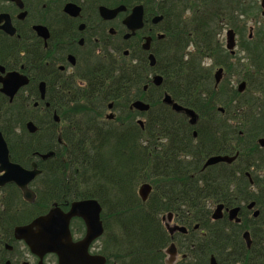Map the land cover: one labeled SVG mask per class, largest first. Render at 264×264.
<instances>
[{"label": "flooded vegetation", "instance_id": "flooded-vegetation-1", "mask_svg": "<svg viewBox=\"0 0 264 264\" xmlns=\"http://www.w3.org/2000/svg\"><path fill=\"white\" fill-rule=\"evenodd\" d=\"M218 1L223 21L240 24L261 20L264 24L261 0L260 14L251 17L244 11L248 0ZM203 2L209 0H0V132L4 136L1 126L8 109H13L15 116L22 112V107L43 110L46 129L52 125L60 127L61 132L68 129L67 117L72 116L65 110L66 103L87 86L92 72L120 68L125 62L121 61L128 57H131L129 65L137 66L141 62L146 70L155 68L158 58L162 61L177 43L179 27L195 20ZM129 17L134 21L132 25L140 23L134 30L125 22ZM253 36L249 31L246 42L251 46L257 36L255 51L248 46L244 51L248 54L252 50L253 65L260 71L264 34ZM146 40L148 49L142 47ZM229 53L234 55L235 51ZM150 54L155 58L152 66ZM155 74L159 73L151 74L150 84H145L143 91L153 86L161 95L160 104L151 108L142 98L149 104L146 111L133 110L131 102L128 107L131 112L140 113L135 122L144 133L145 145L155 139L150 132L157 136L153 148L156 154L147 152L148 157L156 158L159 167L164 171L171 169L174 174L172 180L161 183L160 207L132 208L130 198L117 202L118 195L101 192L98 183L93 192L59 193V198L51 201L46 210L36 213L32 205L36 204L37 193L31 183L43 170L34 156L28 166L22 165L30 168L35 162L41 172L29 183L35 195L33 202L22 198L20 191L3 190L6 185L15 187L12 182L0 186V264H210L212 258L216 264H264V80L258 75L255 99L241 102L245 111L227 113L223 105H216L215 110L212 105L198 110L195 100L174 98L168 89L177 91L169 85L165 87L164 79L160 85L153 84ZM24 77L27 82L10 98L3 90L4 83L10 88ZM41 84L44 96H41ZM165 94L170 96L171 103L163 101ZM173 103L193 110L195 121L191 122L183 109L175 110ZM114 107L112 103L108 109L107 103L109 111ZM138 120L142 121L141 125ZM28 121L39 128L33 119H26L20 124L24 129L21 142L37 131H28ZM57 143H61L59 137ZM213 157L223 160L205 166ZM95 180L99 181L100 177L96 176ZM166 185L174 190H168ZM204 187H207L204 194L196 192ZM213 188L215 192L220 190L219 200L209 198ZM136 195L137 203L147 201ZM196 195H205V202L202 199L196 202ZM80 200H95L100 208L102 231L86 247L82 242L88 227L77 214L68 218L67 239L59 240V235L48 232L54 244L62 245L61 256L55 251L36 253L24 238L17 236V227L27 226L53 208L60 211L55 213L56 220L63 219L60 216ZM197 203L202 206L197 207ZM218 205H221L220 217L213 218ZM235 208L234 214L231 213ZM140 211L158 212L156 221L164 241L156 251H150L148 244L140 251L137 246H131L132 240L125 239L122 223L131 222L133 213ZM29 230L37 232L35 226Z\"/></svg>", "mask_w": 264, "mask_h": 264}, {"label": "trees", "instance_id": "trees-1", "mask_svg": "<svg viewBox=\"0 0 264 264\" xmlns=\"http://www.w3.org/2000/svg\"><path fill=\"white\" fill-rule=\"evenodd\" d=\"M221 10L220 1L203 2V5L197 9L195 20L179 27L177 42L181 43L182 47L187 44H193L195 47L193 53H190L191 56H188L189 60L184 61L182 59L184 55L178 50L179 46H173L170 53L168 52L169 56L165 55L161 58L162 61H160V57L158 58L156 69L148 68L153 73L161 74L164 84L167 85L171 82V88L177 93L171 92L170 89L168 91L174 98H185L187 102L195 100L198 110L207 105H212L214 110V105L217 103L215 101L217 98L214 95L216 96L219 85L213 86L211 72L201 66V59L214 56L220 50L218 32L222 29L223 24ZM222 66H224L225 74H228L229 64H222ZM90 80L86 87L77 91V97L66 103L65 110L68 115L73 117H67L69 122L67 130L61 132L58 130L60 127L55 128L52 125V128L47 129L49 138L40 142L37 135L42 129L38 125V131L28 135L29 137L19 145L20 148L18 145L14 147L13 137H10V133L4 132L10 159L21 165L28 166L29 161L35 159L34 156L39 153L53 151L52 156L38 159L43 173L39 176L42 179L40 187L35 186L37 200L36 204L32 205L35 212L46 210L51 201L59 198L57 195L59 193L72 191L85 194L93 192L94 185L96 186L98 183L101 192L110 191L113 186L117 191L134 194L135 186L139 182H148L152 186V190L147 201L135 203L139 199L132 196V208L158 209L160 207L158 192L161 191V183L164 180L166 182L172 180L174 177L171 169L164 171L158 166L156 158H149L144 147L138 146L135 138L140 137V132L137 134L134 131L139 128L133 123L134 117L129 114L123 117L125 118L123 125L125 128L120 132L114 130L112 133V130H104V126L100 123L102 107L107 101L112 102L115 106L118 103H123L122 107H125L133 99L143 98L150 103L151 108L158 102V99L154 102L152 98L146 96L148 91H143V86L149 83L144 64L140 62L136 66L123 63L120 68L115 70L92 72ZM225 91L234 96L239 95L231 86H227ZM202 97L209 99H202ZM232 102L236 101H228L226 104L231 105ZM204 110L207 109L204 108ZM234 110L236 108L233 109V112H236ZM78 116L81 118L85 116V133L70 124L72 119ZM154 128L157 126L154 125ZM150 134L155 137V133L150 132ZM58 137L61 139V143H57ZM155 154V152L151 153V155ZM115 155L119 159L118 163L122 165L115 164V168H111L108 161L112 160ZM77 169L80 170L81 176L80 173L76 174ZM60 171L62 176L58 175ZM96 176L100 177L99 181L95 180ZM166 187L168 190H174V187L171 188L167 185ZM14 188V191H19L16 187ZM206 191L207 187L196 190L199 194H204ZM213 191L209 198L219 200L221 198L220 190L215 192V188H213ZM195 198L196 202L201 199L203 202L206 200L205 195H196ZM196 206L201 207L202 205L197 203ZM132 216L131 222L122 223L125 239L133 241L131 246H137L140 251L143 250L145 244H148L150 251L161 248L164 237L162 238L163 232L156 221L158 212L140 211L133 213Z\"/></svg>", "mask_w": 264, "mask_h": 264}, {"label": "rangeland", "instance_id": "rangeland-1", "mask_svg": "<svg viewBox=\"0 0 264 264\" xmlns=\"http://www.w3.org/2000/svg\"><path fill=\"white\" fill-rule=\"evenodd\" d=\"M259 0H248L245 7H244V11L245 13L248 12L246 14V16L251 17V16H255L256 14H260V7H259ZM253 3V4H251ZM263 21H259V22H244V23H233L231 21L228 20H224L223 24H222V29L220 30V32H218V39H219V45H220V50L218 52H216V54L214 56H207V57H203L201 59V66L205 69H209L211 72V80H212V84H213V73L216 70L217 67L222 66V64H229V73L225 74L224 72V76L222 78V81L219 83V86L216 90V96L214 95V97H216L217 99H215V101L217 102L214 106L216 105H223L225 107V111L227 113H232L233 109L236 108V110L234 111H238L237 109H239V107H241L243 110L239 109L240 111H245V108H243V104H241V102L243 101H252L255 99V95L257 94V92L255 93V80L258 77V75H261L260 78L264 80V57L259 58L261 59V62L259 64V67H261L262 69L260 71H257V68L255 70V66L253 65V59H252V54L251 51H255L254 49V44L257 41L256 40V35L259 33H263L264 34V24L262 23ZM251 27V30H250ZM227 28H233L236 32V40H237V44L234 47V51L235 54L234 55H230L228 49L225 48V30ZM249 31L253 32V35L256 36L255 42L254 43H250L251 46L248 45V43L246 42L247 40V34ZM253 36V37H254ZM254 41V40H253ZM247 44V45H246ZM175 47L177 46H181V43L177 42L175 45ZM250 49V47H252V50L248 53L245 54L246 52L244 51V48L247 47ZM178 50L179 52H182V54L184 56H182V59L184 61L189 60L188 56H191L190 53H193V49H195V47L193 46V44H187L184 45V47H180ZM170 53V52H169ZM169 56V54H168ZM165 57V56H164ZM130 58L128 57L126 60H122L121 62L124 63H130ZM244 59V60H243ZM129 60V62H128ZM222 63V64H221ZM123 65V64H122ZM224 68V66H222ZM147 76L150 79L151 74L153 73V71L151 69L146 70ZM244 80L246 81V88L241 91L238 92L237 91V84L241 81ZM172 86L171 82H169L165 87L167 86ZM227 86H231L235 91H237L239 93L238 96H234L232 94H228L225 90L227 88ZM147 97L148 98H152L153 101L158 99V102L155 103V105L160 104V97L161 95H159L156 91V89H154V87L150 86L149 90H147ZM156 91V92H155ZM96 101V99H95ZM228 101H236V102H232L231 105L226 104ZM240 101V103L238 102ZM155 102V101H154ZM107 103L108 106L109 104L112 105L111 102L107 101L106 104H104V107H102V112L100 114V123L101 125L104 126V130H112V133H114V130H116L117 132L123 131L125 127H123L124 123H125V115L129 114V116L134 117L133 118V123L136 124L135 119L139 118L137 117L140 113H138L137 111H130L128 105H125V107H122L123 103H118L117 106L114 107V109L112 110V112L115 114L114 119L109 120L107 118H105V115L109 112V110L107 109ZM13 106L16 107V105L14 104ZM18 106V105H17ZM215 110V109H214ZM21 113L19 112V115H15L13 116V109H8V113L5 116L3 122H2V130L3 133H10V137H13L14 139V147H19V145L22 144L21 139H20V134L23 133L24 134V129L21 128L20 124L22 125L23 122L30 118L33 119L35 121V123H37V125H40L42 131L39 132V134L37 135V138L40 142L45 141L46 139L49 138L48 134H47V125L44 126V122H45V115L43 113V110L37 108V109H24V107H22L21 109ZM24 112H27V114H23ZM42 111V113H41ZM256 111V109H255ZM18 117V118H16ZM84 118L85 116H83V118H81V116L75 117L74 119H72L71 121V126H74L76 128H79V130L81 132L85 133V128H84ZM122 119V120H121ZM76 120V121H75ZM128 122V121H127ZM46 124V122H45ZM137 125V124H136ZM15 126H17L15 128ZM138 126V125H137ZM136 126V127H137ZM139 127V126H138ZM67 130V129H66ZM134 131L139 134L140 132V137H136L135 140L138 143V146H142L144 147L146 152H151L154 151L156 152V150H153L154 146L156 145V143L154 142L155 139L157 138V136H155V139L152 141H150V143L148 145H145V143L143 142V137H144V133H141L142 131H140V127L138 129H134ZM141 141V142H140ZM18 142V143H17ZM20 148V147H19ZM18 149V148H17ZM149 154H147L148 156ZM118 160L116 155L114 156V158L109 162V166H111V168H115V164L121 166V163H118ZM78 170V169H77ZM48 173H49V169H48ZM55 173V172H54ZM67 173V172H66ZM81 176V172L80 170L77 171V175ZM61 175V171L58 173V175ZM230 174V173H229ZM68 176H70L71 174H67ZM62 178V177H61ZM42 183V179L40 177H38L34 182L31 183V186H36V187H40ZM140 185V182L135 186V192L134 194H132V196H136L137 197V188ZM7 186V185H6ZM3 189L5 191H14V187H6ZM14 188V189H13ZM111 192H115L118 196H117V202H124L125 199H129L131 200L132 204H133V198L132 196L130 197L129 192H123V191H117V189L115 187L112 186V189L110 190ZM138 201L136 200L135 203H137ZM120 206H124V203H121ZM118 207H119V203H118ZM132 207V205H131ZM213 208V207H212Z\"/></svg>", "mask_w": 264, "mask_h": 264}, {"label": "water", "instance_id": "water-1", "mask_svg": "<svg viewBox=\"0 0 264 264\" xmlns=\"http://www.w3.org/2000/svg\"><path fill=\"white\" fill-rule=\"evenodd\" d=\"M261 7H262V15L264 16V0H261ZM133 19L127 18L125 21L126 24L134 30L136 26L138 25H132ZM134 22V21H133ZM234 46H235V33L233 29H227L225 32V47L230 50L231 53H234ZM144 49L149 48L148 40L142 45ZM155 58L152 54L149 55V64L150 66L154 65ZM222 72L223 69L220 67L215 70L213 77L215 85H217L221 78H222ZM162 76L161 75H154L152 77V82L155 85H160L162 83ZM27 82V79L24 77L21 81L16 82L15 85L11 86L10 88L7 86V84L4 83L5 87L3 90L6 92L7 95L10 96V98L13 96L14 92L17 90V88L25 84ZM42 85H40V91L41 96H44V90L42 88ZM245 88V82L241 81L238 86L237 90L239 92L243 91ZM164 102L171 103L170 96L168 94L164 95L163 98ZM108 107H111V104H109ZM172 107L175 110H181L183 109L189 116L190 121H195V113L193 110L188 108H183L182 106L178 105L177 103H173ZM130 108H134L139 111H146L149 108V104L142 101V100H134L132 101ZM113 117L112 113H109L107 115L108 119H111ZM54 118L58 120L56 114H54ZM138 123L141 125V120H138ZM26 127L29 132L33 133L36 131L37 127L32 121H28L26 123ZM53 153L48 152L44 154H40L41 158H47L48 156H51ZM223 160L221 157H213L207 160L205 163V166L208 164H212L216 161ZM38 174H40V169L37 168V165L35 162L31 163L30 168H24L20 164L13 162L9 158V151L6 144V141L4 137L2 136V133L0 132V186H3L4 184L8 182H13L16 184V186L21 190L22 196L24 199H26L29 202H33L35 195L34 192L28 187V184L31 180H33ZM151 190V186L148 183H142L138 187V194L142 200H145ZM92 208V209H91ZM220 209L221 205H218L213 213V218L220 217ZM99 206L95 200H80L75 201L72 203L71 209L68 213L61 215L63 219L56 220L57 215L55 213H59L60 211L57 208H53L50 210V212L46 215L38 216L34 218L30 224L27 226H20L16 228V234L19 237H22L25 239L27 244L30 246L31 250L36 253H43L46 251H55L60 256L62 255V245L61 244H54V242L48 237V232L56 233L59 235V240H62L63 238L69 237L68 232V218L72 215H81L87 224L88 227V233L82 244L84 247L96 236H98L101 231V224L98 218L99 215ZM236 211L235 209H232L231 213L234 214ZM52 223V224H51ZM32 226H35L37 228L36 233L29 232L30 228ZM247 242L249 240L247 239ZM210 264H216L214 259H211Z\"/></svg>", "mask_w": 264, "mask_h": 264}]
</instances>
